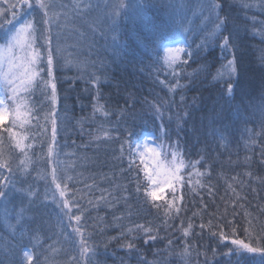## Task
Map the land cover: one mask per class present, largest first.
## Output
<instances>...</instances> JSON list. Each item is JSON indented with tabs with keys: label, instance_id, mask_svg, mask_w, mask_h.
<instances>
[{
	"label": "trees",
	"instance_id": "16d2710c",
	"mask_svg": "<svg viewBox=\"0 0 264 264\" xmlns=\"http://www.w3.org/2000/svg\"><path fill=\"white\" fill-rule=\"evenodd\" d=\"M31 1L0 0V45L31 24L39 54L26 122L0 127V264H252L231 240L264 226V0ZM143 136L183 164L161 201Z\"/></svg>",
	"mask_w": 264,
	"mask_h": 264
},
{
	"label": "snow or ice",
	"instance_id": "6c2138e0",
	"mask_svg": "<svg viewBox=\"0 0 264 264\" xmlns=\"http://www.w3.org/2000/svg\"><path fill=\"white\" fill-rule=\"evenodd\" d=\"M42 8L46 7L44 4L40 5ZM31 24H24V26L16 29L14 26L5 32L3 46H0V124H3L9 114L12 116V125L8 129L9 135L14 136L11 132L12 127H16L19 124L21 127L27 120V113L30 111L27 105V98L22 95L23 93L29 92L30 87L33 84L35 78L39 75L36 69V65L39 61V54L32 50V37H31ZM224 44L227 46L228 41L225 39ZM168 52V66L172 67L173 64L177 63L180 59V53L183 52V48L177 47L176 49H167ZM19 53V55H17ZM52 52L49 51L47 54V64L52 65ZM235 72V61L230 62L227 74L231 75ZM218 75H222L218 73ZM52 97L55 101V84L51 85ZM231 89L229 88V93ZM54 115V113H53ZM52 140H55L56 134V122L52 120ZM24 137H21L16 141V146L20 148L21 152H24L23 145ZM148 152L155 153L154 147H148ZM51 152V148L49 149ZM158 155V153H157ZM2 157V154H0ZM28 160L27 153H25V159L21 160V164H26ZM183 164L173 163L169 166L168 171L164 176H160L157 171V178L149 177L153 184L158 187L163 185H169L173 181L179 184L182 178L178 175L180 168ZM0 168H8L11 171V167L6 159L0 158ZM56 187L59 189L60 185ZM162 190V189H161ZM65 192L60 191V196L63 197ZM11 195V193H9ZM149 195L152 198H156V191H151ZM0 198H5L4 187H0ZM77 221L80 220V216L75 217ZM191 228V225H189ZM235 226L233 225V229ZM151 231V229H149ZM245 237L249 241L245 243L239 237L231 240V243L236 247L232 249L235 252L255 254L252 257V264H264V226H261L259 231H256L249 222V228L245 229ZM187 234V232L185 233ZM228 235H234V231ZM154 238V237H153ZM87 251V249H85ZM27 259L31 261V254L28 255Z\"/></svg>",
	"mask_w": 264,
	"mask_h": 264
},
{
	"label": "rangeland",
	"instance_id": "374dc122",
	"mask_svg": "<svg viewBox=\"0 0 264 264\" xmlns=\"http://www.w3.org/2000/svg\"><path fill=\"white\" fill-rule=\"evenodd\" d=\"M3 1H5L7 3H11L10 5H13L14 7H16L18 4H20L21 6H25V7H28V4L29 5L32 4V1L31 0H3ZM35 1H37V0H34V2ZM90 1H92V0H90ZM71 2L78 4V6L81 7L82 9H83V7L86 8V6H83V3L85 4L86 0H71ZM56 10L62 11V9L60 7L57 8L55 6V7H53L51 9V12L52 13H56ZM29 11H30V9H29ZM31 12H32V10L28 13L27 16H29L31 14ZM0 18L3 19V17H1V16H0ZM22 26H24V25H22ZM22 26H19V27H22ZM19 27H17L16 29L18 30ZM34 36H35V34L32 32V29H31L32 50L35 51V44L34 43L36 41H34ZM0 46H3V44L0 45ZM177 47L183 48V51L185 50V45L184 44L177 43V44L168 45L166 47V49H165V52L168 53L167 52V49H169V48H171V49L174 50ZM17 55H19V53H17ZM6 121H7V119L5 120V122ZM5 122H3V124ZM3 124H0V127ZM148 147H154L155 148V153L148 152V150H147ZM24 148H25V146H24ZM157 153H158V155H157ZM133 157H134L133 161L136 162L140 166V169H141V171H142V173H143V175H144V177L146 179V182L148 183V194H147L148 195V198L151 201H161V200H163L164 197H165L166 190L170 186V184L169 185H163V184H161L158 187L156 184H153L151 182V180L149 179V177L157 178V176H156L157 171H159V174H160L161 177L164 176L166 174V172L168 171L169 166H171V165L168 164L167 161H165L162 158L160 148L158 146H156V144L153 142V140H152L151 137H149V136H143V138H141L139 141H137V143H135L134 150H133ZM24 159H25V157H23L22 160H24ZM4 181L5 180H3V182ZM4 188H5V191L7 192L8 191V187L5 186ZM151 191H156V193H157L156 198H152L149 195V193ZM29 254H30L29 252L26 253V258L28 257ZM26 260L29 262L28 259H26Z\"/></svg>",
	"mask_w": 264,
	"mask_h": 264
}]
</instances>
